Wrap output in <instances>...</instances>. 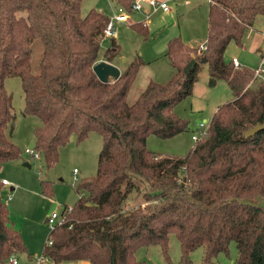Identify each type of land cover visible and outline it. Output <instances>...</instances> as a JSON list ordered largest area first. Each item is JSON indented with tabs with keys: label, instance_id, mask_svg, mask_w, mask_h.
I'll return each instance as SVG.
<instances>
[{
	"label": "trees",
	"instance_id": "trees-1",
	"mask_svg": "<svg viewBox=\"0 0 264 264\" xmlns=\"http://www.w3.org/2000/svg\"><path fill=\"white\" fill-rule=\"evenodd\" d=\"M133 1L114 3L129 12ZM80 3L0 0V167L19 157L5 135L12 119L3 85L9 76L20 80L21 114L39 121L32 131L33 150L46 168L57 161V149L70 135L76 141L90 132L101 137L95 175L74 187L76 201L65 222L48 232L50 244L42 252L51 264H145L134 251L158 245L169 261L167 241L173 233L178 264H193L189 254L199 246L201 264H213L231 240L233 264H264V207L246 201L264 197V128L245 136L264 125V85L253 78V69H234L223 56L229 42L241 46L254 19L264 17V0H210L204 49L168 41L164 55L173 74L165 83L148 81L131 104L126 94L142 61L136 57L116 79L100 82L92 66L108 18L94 10L80 16ZM33 40L41 44L36 73L30 69ZM117 48L110 39L103 58L110 62ZM202 65L207 86L223 80L231 99L216 107L206 137L184 156L150 152L148 135L165 139L187 129L173 108L191 94ZM40 189L48 194V182L41 181ZM135 197L140 201L125 209ZM24 252L0 196V261Z\"/></svg>",
	"mask_w": 264,
	"mask_h": 264
},
{
	"label": "rangeland",
	"instance_id": "rangeland-1",
	"mask_svg": "<svg viewBox=\"0 0 264 264\" xmlns=\"http://www.w3.org/2000/svg\"><path fill=\"white\" fill-rule=\"evenodd\" d=\"M80 1L79 13L82 17L90 10L99 11L108 19L122 14L128 15L130 25L122 23L113 25L116 33L113 40L118 48L112 60L119 71L124 70L136 57L142 61L126 94L128 104L136 99L148 81L165 83L173 74V69L164 55L168 41L178 39L185 45L197 46L202 45L206 37L208 11L206 2L196 0L168 2L167 13L155 11L144 19V9L140 12L131 10L123 12L116 7L114 0ZM137 24L144 29L130 27ZM244 37L241 40V46L229 42L224 57L228 61L230 56L235 58L239 56L238 60L243 66L254 69L260 61L258 49L250 43L248 46ZM257 38V41H260L257 48L264 46V37ZM109 42L110 39L104 36L99 43L97 62L107 61L103 58V52ZM40 55L41 44L38 40H33L30 59L32 73L37 72ZM206 80V66L202 65L198 78L192 86L191 94L180 100L173 108L174 113L186 121L187 129L165 139L148 135L145 139L147 150L159 156L182 157L192 148L194 142L190 136L195 132L197 125L203 121L208 122L216 107L231 99V94L223 80L216 81L212 87L207 86ZM3 85L10 95L12 115L11 124L5 130V135L18 149L19 157L2 163L0 167V178L9 184L0 188V196L6 205L8 220L19 232L25 246V252L16 257L20 262L26 263L29 260L26 255L29 258L34 257L43 250L49 232L46 218L52 212L60 214L64 206L72 208L77 198L74 187L82 179L95 175L101 137L95 132H90L83 140L76 141L75 136L70 135L67 142L58 147L57 161L46 168L40 154L33 157L24 153L25 149H33L32 131L39 125V121L33 116L21 114L23 93L19 77H6ZM41 181L48 182L50 190L48 194L41 193ZM9 187L12 190H9ZM7 194L10 195L8 199H6ZM139 201L140 198L135 197L125 202V209ZM246 201L264 207V197H253ZM167 254L169 261L163 258L158 245L143 246L134 251L135 259L144 261L145 264H178L179 243L173 233L168 236ZM202 255L203 247L199 246L190 252L189 258L193 264H201ZM235 257V242L231 240L228 243L227 252L218 253L213 258V264H233ZM0 264L3 263L0 261ZM60 264L89 263L70 261Z\"/></svg>",
	"mask_w": 264,
	"mask_h": 264
},
{
	"label": "built area",
	"instance_id": "built-area-1",
	"mask_svg": "<svg viewBox=\"0 0 264 264\" xmlns=\"http://www.w3.org/2000/svg\"><path fill=\"white\" fill-rule=\"evenodd\" d=\"M185 0H134L130 5V10L132 12H140L142 9H144V19L148 17V15L152 12L159 11V12H167L168 2H182ZM198 2H206L207 4L210 3V0H197ZM145 5V6H143ZM114 23H122L126 25H130V21L128 18V15L122 14L120 16H113L111 19H108L105 23V27L103 30V37H107L109 39H114L116 36L115 30H114ZM198 48L200 50L204 49V44L198 45ZM262 54L264 56V50L262 51ZM230 64L234 69H240L242 66L238 63L237 59L235 57H230L229 60ZM253 78L261 81L264 85V57L260 58L259 64L256 68L253 69ZM208 122H201L197 125V128L194 133L191 134L190 139L195 143L201 141L206 137ZM24 153H27L33 157H37L39 154L37 151L33 149H25ZM156 158V157H154ZM183 170V169H182ZM74 173V171H73ZM2 185H8L7 181L4 179H0V186ZM10 195H6V199L9 198ZM71 211V208L65 207L62 209L60 214H56L52 212L49 217L46 218L45 222L49 227V231L54 228L57 225L63 224L65 220L67 219V215ZM45 246L50 244V238H46L44 242ZM6 264H51V260L44 254V252H41L39 255L31 257L27 263H22L18 260V257L12 255L10 256Z\"/></svg>",
	"mask_w": 264,
	"mask_h": 264
},
{
	"label": "water",
	"instance_id": "water-1",
	"mask_svg": "<svg viewBox=\"0 0 264 264\" xmlns=\"http://www.w3.org/2000/svg\"><path fill=\"white\" fill-rule=\"evenodd\" d=\"M92 71L100 82H106L109 78L116 79L120 73L119 70L112 63L105 60H100L96 62L92 66ZM262 128H264V125H255L254 127L245 132V136L252 135L254 132ZM9 189L12 190L11 187H9Z\"/></svg>",
	"mask_w": 264,
	"mask_h": 264
},
{
	"label": "crops",
	"instance_id": "crops-1",
	"mask_svg": "<svg viewBox=\"0 0 264 264\" xmlns=\"http://www.w3.org/2000/svg\"><path fill=\"white\" fill-rule=\"evenodd\" d=\"M197 1V0H196ZM198 2V1H197ZM176 3H180V2H176ZM164 13H167V12H164ZM263 34V35H262ZM256 35V36H255ZM257 37H264V17H261V16H257L255 19H254V21H253V25H252V28L250 29V30H248V31H246V33H245V43L248 45V46H250L249 45V43L250 44H252L253 46H255L256 47V49H258V54L260 55L261 53H262V51L264 50V46H261L260 48H257L258 47V42H260V41H257ZM264 39V38H263ZM114 41V40H113ZM261 42H263V40L261 41ZM198 46V45H197ZM225 52V51H224ZM224 56V55H223ZM114 57H115V55H114ZM113 57V58H114ZM230 57H232V56H230ZM229 57V58H230ZM224 59L226 60V58L224 57ZM236 59H237V61H238V63L241 65V66H243L240 62H239V56H236ZM113 60V59H112ZM112 60L110 61V63H112V64H114L113 62H112ZM243 67H245V66H243ZM252 69V68H251ZM119 72H121V71H119ZM25 154H27V153H25ZM1 179V178H0ZM9 185V184H8ZM8 185H2V186H0V188H4L5 186H8ZM9 189V188H8ZM10 190V189H9ZM26 258L27 259H31V257L29 258L27 255H26ZM29 261V260H28ZM84 262H86V261H84ZM22 263H25V262H22ZM27 263V262H26ZM88 263V262H87Z\"/></svg>",
	"mask_w": 264,
	"mask_h": 264
}]
</instances>
